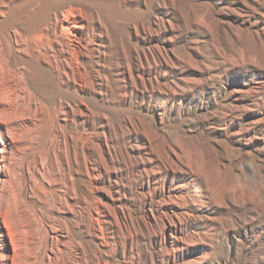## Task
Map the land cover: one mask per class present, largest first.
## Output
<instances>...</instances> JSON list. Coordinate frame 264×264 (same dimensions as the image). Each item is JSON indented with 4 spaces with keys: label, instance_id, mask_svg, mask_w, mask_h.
<instances>
[{
    "label": "bare ground",
    "instance_id": "obj_1",
    "mask_svg": "<svg viewBox=\"0 0 264 264\" xmlns=\"http://www.w3.org/2000/svg\"><path fill=\"white\" fill-rule=\"evenodd\" d=\"M105 1L0 0V264H78L80 256L84 264L95 261L84 235L96 239L91 190L96 141L107 161L122 160V170L115 172L114 200L124 227L129 233L134 230L139 241L153 227V200L166 193L170 175L182 173L181 166L197 180L211 172L213 160L206 148L191 147L189 158L183 143L153 123L146 128L123 116L112 125L103 110L97 112L107 121L100 124L102 135L105 129L114 133L116 147L95 133L98 125L92 115L99 101L103 108L127 105L137 87L146 88L151 81L145 76L149 56L122 37L113 39L102 12ZM142 1L122 0L121 5ZM108 12L113 17L110 7ZM170 27L163 24L164 30ZM130 28L136 38L146 35L141 20ZM124 128L143 147L125 142ZM228 165L229 158L223 156L219 166ZM186 188L179 184L167 196L163 234L177 215L170 205L187 200L182 192ZM189 202L195 205L196 200L192 196ZM134 210L144 217L135 218Z\"/></svg>",
    "mask_w": 264,
    "mask_h": 264
},
{
    "label": "rangeland",
    "instance_id": "obj_2",
    "mask_svg": "<svg viewBox=\"0 0 264 264\" xmlns=\"http://www.w3.org/2000/svg\"><path fill=\"white\" fill-rule=\"evenodd\" d=\"M121 1L102 3L104 20L113 39L122 37L149 56L145 76L151 81L146 88L138 86L127 105L103 108L99 101L93 107L95 133L114 148V133L105 129L103 137L100 124L130 117L146 128L151 123L163 128L168 138L185 145L189 158L191 147L206 148L213 162L199 180L186 166L168 177L166 195L153 200V227L139 241L134 230L131 236L124 227L114 200L122 160L107 161L96 141L91 190L97 240L84 235L92 264H264V0H143L125 7ZM140 20L146 35L136 38L130 25ZM164 23L170 28L164 30ZM94 98L101 97L94 93ZM122 133L125 142L143 147L125 128ZM223 156L229 158L225 168L219 166ZM179 184L187 186L182 192L188 197L170 205L177 215L163 234L167 196ZM192 196L195 205L189 202ZM135 213L144 217L142 211ZM78 225L81 233V218ZM83 258L78 264H84Z\"/></svg>",
    "mask_w": 264,
    "mask_h": 264
}]
</instances>
